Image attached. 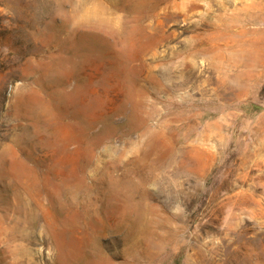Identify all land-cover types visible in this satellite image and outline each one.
Returning <instances> with one entry per match:
<instances>
[{
  "label": "rangeland",
  "instance_id": "obj_1",
  "mask_svg": "<svg viewBox=\"0 0 264 264\" xmlns=\"http://www.w3.org/2000/svg\"><path fill=\"white\" fill-rule=\"evenodd\" d=\"M0 264H264V0H0Z\"/></svg>",
  "mask_w": 264,
  "mask_h": 264
}]
</instances>
